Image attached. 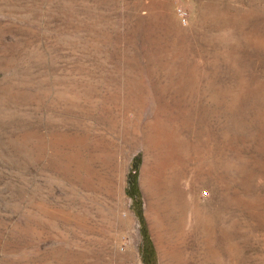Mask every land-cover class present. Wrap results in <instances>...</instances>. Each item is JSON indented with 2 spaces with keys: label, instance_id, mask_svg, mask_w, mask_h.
I'll list each match as a JSON object with an SVG mask.
<instances>
[{
  "label": "rangeland",
  "instance_id": "rangeland-1",
  "mask_svg": "<svg viewBox=\"0 0 264 264\" xmlns=\"http://www.w3.org/2000/svg\"><path fill=\"white\" fill-rule=\"evenodd\" d=\"M0 264H264V0H0Z\"/></svg>",
  "mask_w": 264,
  "mask_h": 264
},
{
  "label": "built area",
  "instance_id": "built-area-1",
  "mask_svg": "<svg viewBox=\"0 0 264 264\" xmlns=\"http://www.w3.org/2000/svg\"><path fill=\"white\" fill-rule=\"evenodd\" d=\"M182 15V13H180ZM183 16V15H182ZM185 19V18H184Z\"/></svg>",
  "mask_w": 264,
  "mask_h": 264
}]
</instances>
